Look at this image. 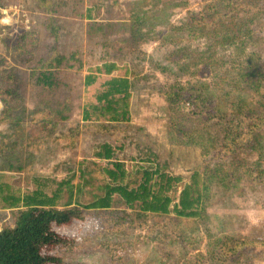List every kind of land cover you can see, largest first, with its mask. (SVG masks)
<instances>
[{"label": "rangeland", "instance_id": "374dc122", "mask_svg": "<svg viewBox=\"0 0 264 264\" xmlns=\"http://www.w3.org/2000/svg\"><path fill=\"white\" fill-rule=\"evenodd\" d=\"M95 1L99 8L90 7V0L84 3V8L88 9L86 19L79 23L77 19V24H72L63 37L67 53L78 51L79 56L85 57L83 74L91 71L98 76L86 89L79 75L67 74V81L74 86L72 96L79 102L84 101L85 96H92L94 100L93 93L105 79L130 78L129 133H133L136 141L154 145L161 153V162L170 163L166 170L169 176L162 177L158 171L154 180L162 181L165 188L170 189L178 185L181 173L188 172L190 166L202 164L197 198L200 202L195 204L194 213L176 215L168 222L166 230L159 226L164 214L145 213L141 200L129 203L123 194L116 192L110 207L89 208L84 228L67 229L80 238L77 250L66 254L69 264H171L174 255L175 264H196L210 254L215 258L221 256L219 259L226 264H264V150L261 161L256 152H239L243 166L221 152L224 132L235 129L239 122L249 121L260 95L256 90L247 89L245 83L250 81L249 77V80L237 78L222 51L207 52L205 39L192 40V33H188V12L201 9L207 0H104V5L101 0ZM3 2L6 7L0 11V55L6 61L1 62L20 71L21 83L18 96L6 101L0 96V227L3 221L12 224V216L22 211V206L5 207L4 204L3 196L11 193L8 185L21 175L19 170H3L8 163H32L29 170L33 181L29 190L36 189L40 181L50 191L71 189L74 201L78 198L81 181L78 165L82 159L92 160L98 169L102 166L98 174L109 179L113 176L111 170L118 168V161L126 171L138 167L156 169V162L142 160L135 153V143L130 141L126 142L125 149L121 145L113 146L115 155L104 159L93 154L97 147L88 135H81L74 149L63 148L66 140L56 141L53 135H46L33 145L25 144L26 132L21 126L43 114L42 105L38 103L41 93L32 84L29 67L23 62L28 55L36 62L51 39L45 35L43 22L47 18L39 1ZM95 20L105 29L106 25L113 26L114 35L87 25ZM256 24L260 28L256 27L258 32L252 33L250 45L264 40L260 38V33L264 35V22ZM25 30V38L20 42L17 37ZM117 36L122 40L119 43L115 40ZM219 55L223 58H218ZM6 85L0 82V87ZM164 90L171 91L174 97L192 100L196 105L202 103L204 110L199 114L176 110L163 95ZM17 114H23L24 118L18 119ZM70 114L67 123L75 125L82 117L77 103ZM258 140L264 147V129ZM14 142H17L15 146ZM71 165L75 166L74 170H69ZM120 175L123 181L127 179L121 172ZM21 187L23 192V183ZM166 213L172 214V211ZM95 218L100 223L95 222L100 226L98 232H89L90 238L83 240V231L92 227ZM115 224L124 227L117 230L113 228ZM149 225L156 228L147 234ZM105 240H130L135 244L132 243V251L123 261L115 263L99 245ZM166 247L172 254L169 261L162 255ZM225 249L235 252L229 254Z\"/></svg>", "mask_w": 264, "mask_h": 264}, {"label": "trees", "instance_id": "16d2710c", "mask_svg": "<svg viewBox=\"0 0 264 264\" xmlns=\"http://www.w3.org/2000/svg\"><path fill=\"white\" fill-rule=\"evenodd\" d=\"M37 1L45 11L43 13L47 18V21L43 22L45 35L50 37L51 41L46 44L36 62L33 61L32 55L24 58L23 63L29 67L30 80L41 93L38 103L42 105L43 114L41 118L32 119L21 126L26 132L25 144L33 145L44 139L46 135H53L56 141L66 140L62 145L63 148L74 149L78 145L80 136L88 135L92 144L97 147L93 154L104 159L115 155L113 146L121 145L125 149L126 142L130 141L135 143L137 148L135 153L137 152L142 160L153 159L157 168L138 167L136 170L126 171L120 164L122 162L118 161L119 169L111 170L113 176L109 179L98 174L102 166L98 169L92 160L85 162L82 159L78 165L81 171V181L77 188V199L80 200L78 202L77 199L74 201L71 189L57 188L50 191L48 186L40 181L36 189L29 190L33 181V175L29 170L32 163H8L3 170H19L21 175L8 185L11 193L3 196L4 204L5 207L22 206V211L12 216L14 221L12 224L3 221L0 227V264H69L66 254L77 250L80 238L68 233L67 229L84 228L83 225L90 215L89 208L110 207L113 194L116 192L123 194L129 203L141 200L145 213L149 211L161 212L160 216L164 214L159 226L166 230H168V222L174 220L176 215L188 216L194 213L195 204L200 202L197 198L200 192L202 164L190 166L188 172L181 173L178 185L170 189L165 188L162 181L154 180L158 171L162 177L169 176L166 170L169 169L170 163L167 160L161 162V153L154 145L136 141L133 133H129L130 112L127 107L128 96L132 90L130 78L112 76L105 79L93 93L94 100L91 99L92 96L89 98L85 96L84 101L79 102L72 96L74 86L69 80L67 81V74L73 72L79 75L86 89L98 78L97 73L91 71L86 75L83 74L85 57L79 56L78 51L67 53L63 42V37L70 31L71 25H76L77 19H79L78 23L86 19L88 9L84 8V3L88 0H80L83 4L75 0ZM103 1L101 0L102 5H104ZM5 5L6 3L0 0L1 12ZM89 6L98 9V1L90 0ZM188 16L190 20L187 29L188 33H192V40L205 39V50L209 53L222 51L223 55L229 58V64L233 66L237 78L242 80L250 78V81L245 83L248 85L247 89L256 90L260 95L258 106L249 121L239 122L235 129L224 132L221 152L226 158L233 157L235 161L238 160L239 166H243V162L238 157L241 151L256 152L257 158L261 161L260 156L263 155L264 147L263 142L258 139L264 129V40L252 45L249 40L253 32H258L255 30L256 27L260 28L256 22H264V0H207L201 9L190 10ZM87 25L107 30L110 36L114 35L116 30L111 25H106L105 29L97 20ZM190 26L193 28H189ZM26 33L25 30L18 35L20 42L25 38ZM260 34V38L264 39V35ZM120 38L116 37L117 43L122 41ZM16 43L17 41L13 45ZM223 55H219L218 58H223ZM1 61L6 60L0 55V82L7 83L5 87H0V96L6 101L20 94V71L15 66ZM105 64L109 66L110 63ZM97 70L100 71L101 68L97 67ZM108 72H111L109 67ZM163 95L170 99L171 107L176 110L197 114L204 110L202 103L196 105L195 102L184 97H174L171 91L164 90ZM76 103L82 117L75 125H68L67 119ZM17 117L24 118V115L17 114ZM119 135L121 138H118ZM15 143L17 142H14L13 146L16 145ZM125 151V155H128V151ZM132 155L135 157L134 153ZM68 168L74 170L75 166L71 165ZM119 170L123 176H127L125 181L122 180ZM22 183L25 187L23 192H21ZM15 185L16 188L13 187ZM156 185H159V188H156ZM62 198L64 201H61ZM169 211H172V214L166 213ZM94 220L92 227H88V231H83L81 235L83 240L90 238L91 233L98 232L100 226L95 222L97 221L99 225L100 223L97 218ZM123 225L126 226L125 223ZM123 227L119 224L113 225L117 230ZM155 228L154 225H149L147 234L152 233ZM132 243L135 244L130 240H105L99 245L107 250L112 262L119 263L132 251ZM224 251L229 254L235 252L234 249ZM162 255L168 261L172 256L168 248ZM220 257H212V254L207 258L199 257L201 260L196 264H226L224 260L219 259ZM140 258L141 256L138 257ZM173 258H176V255ZM173 258L170 260L171 264H175Z\"/></svg>", "mask_w": 264, "mask_h": 264}]
</instances>
